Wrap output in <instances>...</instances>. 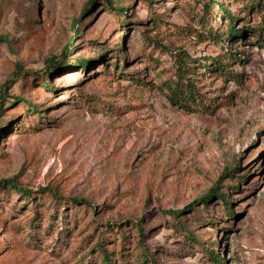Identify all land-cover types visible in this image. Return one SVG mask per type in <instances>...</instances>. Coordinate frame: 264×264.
<instances>
[{
  "label": "rangeland",
  "instance_id": "374dc122",
  "mask_svg": "<svg viewBox=\"0 0 264 264\" xmlns=\"http://www.w3.org/2000/svg\"><path fill=\"white\" fill-rule=\"evenodd\" d=\"M87 1L0 0V34L11 42L0 44V93L16 64L32 72L50 57L64 61L68 42L69 61L93 57L84 70L75 64L49 71L55 93L31 73L6 92L43 106L23 117L24 103L5 96L0 180L16 177L35 195L48 185L91 207L56 204L44 195L28 204L0 187V264H101L93 250L100 238L115 264H141L139 220L147 232L144 247L157 249L151 264H215L164 211L185 208L216 183L230 196L233 216L214 196L179 220L223 264H264V42L252 33L233 44L215 39L212 32L225 20L213 15L216 6L204 11L209 0H111L129 6L124 17L108 12L103 0H92L85 13ZM215 2L237 17L239 29L264 16L263 4L244 12L249 0ZM77 17L75 34L71 22ZM93 41L107 51L94 49ZM117 42L123 51L114 67ZM176 47L194 60L190 81L201 94L178 105L168 99V49ZM228 50L229 73L204 72L205 63L212 69L215 58L225 61ZM22 123L26 132L18 129ZM239 158L240 182L221 178ZM118 223L126 236L123 249Z\"/></svg>",
  "mask_w": 264,
  "mask_h": 264
},
{
  "label": "trees",
  "instance_id": "16d2710c",
  "mask_svg": "<svg viewBox=\"0 0 264 264\" xmlns=\"http://www.w3.org/2000/svg\"><path fill=\"white\" fill-rule=\"evenodd\" d=\"M106 4V7L108 9V12L110 13H115L116 16L118 17H124L126 15V11L127 9H129V6H121L118 7L117 5H114L113 2L111 0H103ZM149 3H153V0H149ZM262 4L264 5V0H249L248 3L245 4L244 8H247L244 10V12H247L249 10H254V12L258 11L259 8L262 6ZM93 5V1L92 0H88L82 8V11H84L85 13H88V8L90 6ZM216 6V10H214V7ZM202 8H204V11H208V9L210 10V8L214 11H216V14H213L214 16L218 17V19H224L225 23L219 24V30L215 33L212 32V34H214L215 39H218L220 41L225 40L227 43L233 44L236 43L238 41L239 38L243 37L245 35V33H252V36H255L256 39H261L264 42V16L262 17L261 21L258 23V25L252 26L250 28L246 27V28H236L235 27V20L237 19V17H232L228 14V12L226 11L225 8H223V6H221L219 3H216L215 0H209L207 2L204 3V7L202 6ZM158 20V18L154 17V21L152 22V24L155 23V20ZM125 21V20H124ZM123 20L121 21V24H123L124 22ZM81 23V19H79V17L74 18L71 22V30H73V32L76 34L79 31V25ZM120 24V25H121ZM123 26V25H121ZM136 29V27H133ZM221 28H224V30H221ZM144 33V31H142ZM145 38H149L148 35ZM151 40V39H150ZM93 46L94 49L98 48L100 51H107L106 47H102L97 45L96 41H93ZM156 41L155 39H152L151 44H153V46L155 45ZM0 44H8L10 46L11 42H10V38L7 34H0ZM262 45H264V43H262ZM69 42L65 45L63 51H62V55L64 58V61H61L59 59H56L55 57H50L45 61V65L42 69L38 70V71H23L20 64H16L15 65V69L11 75V77L6 80L5 84L2 86V91L0 93V97H1V101H0V126L4 125V121L6 120L5 117L3 118L2 116L4 111H5V96H10V98L12 99V103L18 102V104L24 103V107L26 108L24 110L23 113V117H27L29 115L32 114H39L41 112V106H43V103H33L30 99H27L25 96H14V95H10L9 93L6 94V92H8V90L19 80H24L25 79V75H27L28 73H31L30 77L32 78V80H34V76L39 75V83L38 85H42L44 88L47 89V92H51V93H55V89H57L56 87L52 86L49 82V78H48V72L49 71H53L54 72H62L63 70H67L69 67H72L73 65L77 64L80 68H82L83 70L89 66L91 64V59L93 57H88L87 58H76L74 60V62H72L73 60L68 59L69 54H68V50H69ZM167 47V46H166ZM164 48V47H162ZM167 49V48H166ZM113 52L115 54V58L118 57V55L123 51V44L122 43H115V45L113 46ZM165 53H167L166 51H163ZM168 52L170 53V56H172V69H173V74L172 77L169 79L168 81V89H169V94H168V99L171 101V103L173 104H182V102L184 100H196L197 98H200L201 94H200V89L197 86L196 83L191 82L190 81V76L193 73V70L195 68V65H190L191 63H194V60L191 61L190 57L187 53H185V51H183V49L181 47H176V48H172V49H168ZM163 53V54H165ZM147 57H150L149 55H147ZM120 57H118L117 59H115L114 62V67L117 65V60ZM233 59V55L231 52H229L228 50V54L225 55V61H221V60H217V58H215V62L212 63L214 65V68H210L208 64H204L203 68H204V72L206 73H210V72H215L218 73L220 75L224 76V73H229L228 72V67L230 66V63ZM124 60V58H123ZM214 60V58H213ZM238 60V59H237ZM125 61V60H124ZM239 61V60H238ZM157 62V61H156ZM122 68H118V74H123V70H121ZM232 77V76H231ZM81 94L77 93L74 94L75 99L80 100V98L78 96H80ZM82 100V99H81ZM86 100V99H84ZM2 117V118H1ZM11 119V118H10ZM9 121V119H8ZM18 129H20L22 132H26V129L28 128V126L23 125L22 124H18ZM3 138V137H2ZM240 158L234 160L233 165L230 166L226 172L221 176V178L227 174V177L229 179L231 178H238L239 182H240V177H237L238 175H236V173L238 172L237 169L240 167ZM235 175H234V173ZM0 187L3 188H10L11 190H13V192H16L20 195V197L22 198V200L24 199L25 202H28V204H33L34 200L42 198V196H49L51 197V199H54V201L56 202V204H62L64 205L66 202V200H68L69 204H71V206L73 205H83V206H89L91 207V204L88 200L86 199H81V198H72V199H65L64 197H62L58 192L55 191L54 188L50 187V186H45L40 190V193L42 195H35L34 191L26 186L20 185L17 181L16 177H11L9 179H4V180H0ZM217 196V199L220 202V205H222V209L223 212L228 216L231 217L233 216V212L231 210V199L230 196H228L227 194H224L220 188V184L216 183L209 191L207 194L196 198L194 200H192L191 203H189L185 208L182 209H168L164 211V215L167 217H170V219L175 220V224L176 227H178L180 230L183 231L182 234L186 235L187 240L190 243H194V247L198 248L199 251L201 252H206L204 254H207L208 258H210V260H212L215 264H223V260L219 257V255L213 251H211L209 248H207L204 245V242H200V240H197L196 237L191 234L189 227L182 221L179 220L180 215H182L184 212L187 213H191L194 211V209L196 207H198L199 205H202L203 207L208 205L209 201L214 197ZM94 209V208H93ZM50 217H53V214L50 215ZM167 220V219H166ZM142 220H139L137 222L134 223V226L136 227V232H137V242L139 245V249L140 251L143 253V255H141V253L139 254V261L141 264H145L146 262H149V264H151L152 262H154V259L151 258V256L153 255V251L157 250L155 247L153 250H149L146 247H144L143 245V239L145 238L147 232L144 231L143 226H142ZM28 224L30 225V227H33V218L30 219L28 221ZM114 226L118 229V234L121 236V243H120V247L123 249L124 247V243L123 241H125L126 236L124 235L123 230L120 227V223L118 224H114ZM173 226V224H172ZM106 227L110 228L111 224L106 225ZM50 227L47 228V230H49ZM97 228V227H95ZM106 230V229H105ZM104 230V231H105ZM107 231H110V229H107ZM101 236V235H100ZM94 251H96L98 253V255L100 256V263L101 264H115V262L113 261V257L114 253L113 251H108L106 249V247L104 246V241L102 238L99 239V241L97 242V245L93 248ZM159 250V249H158ZM119 255V253H117Z\"/></svg>",
  "mask_w": 264,
  "mask_h": 264
}]
</instances>
